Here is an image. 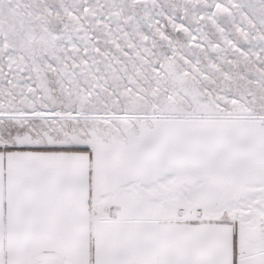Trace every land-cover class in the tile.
Returning <instances> with one entry per match:
<instances>
[{
    "label": "snow or ice",
    "instance_id": "snow-or-ice-1",
    "mask_svg": "<svg viewBox=\"0 0 264 264\" xmlns=\"http://www.w3.org/2000/svg\"><path fill=\"white\" fill-rule=\"evenodd\" d=\"M0 264H264V0H0Z\"/></svg>",
    "mask_w": 264,
    "mask_h": 264
}]
</instances>
